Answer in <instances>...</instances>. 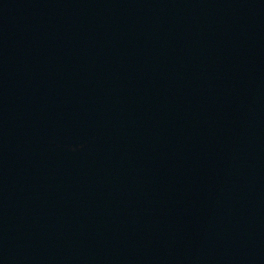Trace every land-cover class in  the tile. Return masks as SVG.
Segmentation results:
<instances>
[{"label": "water", "instance_id": "water-1", "mask_svg": "<svg viewBox=\"0 0 264 264\" xmlns=\"http://www.w3.org/2000/svg\"><path fill=\"white\" fill-rule=\"evenodd\" d=\"M0 264H264V0H0Z\"/></svg>", "mask_w": 264, "mask_h": 264}]
</instances>
